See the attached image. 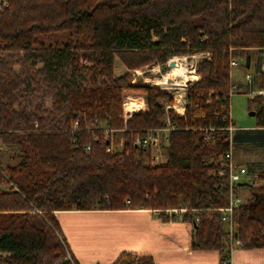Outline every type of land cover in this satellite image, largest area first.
I'll return each instance as SVG.
<instances>
[{
	"label": "trees",
	"instance_id": "trees-1",
	"mask_svg": "<svg viewBox=\"0 0 264 264\" xmlns=\"http://www.w3.org/2000/svg\"><path fill=\"white\" fill-rule=\"evenodd\" d=\"M251 48L264 49V0H7L0 9V143L16 147L19 162L6 178L0 163L2 263L70 264L54 212L129 208L162 221L182 210L192 248L217 251L229 264L231 239L221 221L228 189L214 161L229 148L230 61ZM198 53L209 58L184 90L183 116L167 112V144L158 150L164 163L152 165L151 147L134 139L165 126L174 90L134 83L130 71L156 65L166 73L168 59ZM116 60L124 72L115 71ZM259 82L264 88V72ZM128 93L143 95L147 110L124 120ZM248 104L264 128V94ZM205 127L214 128L209 140ZM115 138L120 149L107 151ZM240 190L250 197L234 212L235 239L244 249L264 248V187L241 182ZM113 264L153 262L124 254Z\"/></svg>",
	"mask_w": 264,
	"mask_h": 264
},
{
	"label": "crops",
	"instance_id": "crops-1",
	"mask_svg": "<svg viewBox=\"0 0 264 264\" xmlns=\"http://www.w3.org/2000/svg\"><path fill=\"white\" fill-rule=\"evenodd\" d=\"M245 52L244 56L234 58L239 64L232 66V69L239 70L235 71V76L231 70L230 77L234 83V92L247 91L252 98L262 89L259 81L264 49L251 48L246 49ZM252 58L255 60V70H251ZM138 70L140 69L134 71ZM239 74H243V79L236 81L235 78ZM191 77L195 78V82L198 80L195 73ZM142 97L130 96L133 102L123 105L124 120L130 118L133 113L147 110L145 99ZM140 98L144 101L142 106L136 103ZM182 101L180 105L179 100L174 97V103L165 106V124L169 122L167 113L169 110L174 111L177 116H183L184 96ZM137 106L140 107L139 110ZM126 107L129 108L128 112L125 111ZM178 108L180 110H177ZM249 116L254 117L250 112ZM229 120L234 126L233 159L246 167L250 173L259 175V182L262 183L264 181V128L256 126V123L238 126L230 112ZM239 147H250L258 154L249 155L250 158L246 154L242 163V159L235 151ZM255 157L263 160H256ZM161 162L164 163V160L161 159ZM54 216L74 264H113L124 254L150 257L153 264H221L219 252L192 248V229L188 223L181 220L162 221L157 213L151 210L129 208L114 211L66 210L56 211ZM229 264H264V248H235L230 253Z\"/></svg>",
	"mask_w": 264,
	"mask_h": 264
},
{
	"label": "rangeland",
	"instance_id": "rangeland-1",
	"mask_svg": "<svg viewBox=\"0 0 264 264\" xmlns=\"http://www.w3.org/2000/svg\"><path fill=\"white\" fill-rule=\"evenodd\" d=\"M193 55H195L194 58H192V55H190L188 57L174 56V58L173 57L170 58L169 59L170 61H175V66H174V68H171L167 65L168 68L166 70V73L164 72L165 74L162 73L160 68H158L156 65L151 66V67L146 66V67L138 70L137 72L134 70L130 71L131 81L134 83L143 82V83L149 84V85L154 86V87L165 88L167 90H174L173 91L174 97L177 100H179L178 104L181 105L183 103L182 100H183V96H184L185 86L187 87L192 82H195V78L191 77V75H193V73H195V66L200 61L209 58L208 53H198V54H193ZM234 58H236V57H234ZM80 61L82 63L86 62L85 59H81ZM116 63H117L116 67H115L116 72L121 73V72H124L126 70L125 67L119 62V60H116ZM241 63L242 62H240V64ZM254 64H255V60L252 58L251 70H253V69L255 70ZM191 69H194V72ZM241 69H242V67H241ZM15 70H18V67H15ZM238 70L239 69H236V68L232 69L234 76H235V71H238ZM166 74H167V76H166L167 78L165 79ZM242 76H243V74H239L235 78L236 81H240V79L242 80L243 79ZM161 84H162V86H156V85H161ZM260 87H262V86H260ZM262 89H264V88L262 87ZM134 95L135 94H131V93L126 94L124 96V99H123V105L126 102L132 103L133 101L130 99V96H134ZM140 96H143V95H140ZM142 98H140L136 101V103L139 106H142V102H144ZM249 99H250V92H247V91L245 93L234 92V93H231V95H230L229 112H230L232 119L234 120L235 124L238 126H246V125H252V124L256 123L255 116L254 117L249 116V112L251 111V110H249V104H248ZM46 103L48 106H51V102L49 100H47ZM139 108L137 110H139ZM177 110H180V108H178ZM119 139H116V138L113 139V143H112L113 150L120 149L121 141ZM163 145H165V144L160 143V145H157V147L154 148V151L156 154L159 155L158 150ZM242 148L243 147H239V149L235 150L236 154H238L240 159H242V163L244 160V156L246 154L248 157H249V155L252 156V154L255 156L258 154L256 150H253L250 147H246L243 149ZM255 159L256 160L257 159L263 160L262 158H256V157H255ZM18 162H19V158H18L17 148L12 147V146H6V145L1 143L0 144V163H1V169L4 173V175L8 177L7 169L9 167L16 166L18 164ZM256 185L258 187H264V181L262 183L257 182V183H255V186ZM10 187H11V185L4 186L2 188V190L8 191ZM237 195L240 196L245 203L250 197L247 190H246V192H244V190H240L239 192H237ZM6 256H7L6 254H0V264H3L1 259L6 257Z\"/></svg>",
	"mask_w": 264,
	"mask_h": 264
},
{
	"label": "built area",
	"instance_id": "built-area-1",
	"mask_svg": "<svg viewBox=\"0 0 264 264\" xmlns=\"http://www.w3.org/2000/svg\"><path fill=\"white\" fill-rule=\"evenodd\" d=\"M6 6H7V0H0V9ZM194 56L195 55H192V58H194ZM168 62H170L169 59L167 63ZM230 64L231 66H237L239 63L237 60L232 59L230 61ZM191 70L194 72V69H191ZM260 72H264V63L261 65ZM259 94H264V89L259 90ZM76 116L79 118L80 116H83V114L78 113L76 114ZM72 128L73 129L79 128V120L77 118L73 122ZM85 128L89 129L90 127L86 125ZM102 129H104V135L106 137L111 132V130H109L108 127H103ZM169 129H170V124L168 122L167 124H165L164 127L148 129L144 137L136 136L134 139V143L137 146H150L151 147L153 151L150 157H148V160L150 161L152 165L162 164L161 158L159 157L158 154L155 153L154 148H156L157 145H160V143L167 144ZM203 129H204L203 139L204 140L211 139L214 128L205 127ZM225 130H227L228 132L229 148L228 150L225 151V153L219 155L215 159L214 166L216 169L214 170V175H218L220 178H224L227 183L228 203H227V206L221 211V221L227 226V232L229 233V236L231 239V251H232L235 248H241V243L235 239L236 235H235L234 226H233V215H234L235 210L244 204V201L242 200V198L237 195L236 186L241 182L257 183L259 182V175L255 173H250L246 167L235 162V160L233 159V154H232V144H233L232 135L234 131V126L230 122V120L228 121V124L225 127ZM85 149L88 150L89 146H85ZM107 151H113V147L110 146L107 149ZM3 176L6 178L4 174ZM10 185L11 187L13 186L12 184ZM125 204L126 205L129 204V201L126 200ZM181 211L182 210L173 209L167 213H171L172 215L176 217V220H180L181 213H182ZM65 261H68L70 264H74L68 252H66Z\"/></svg>",
	"mask_w": 264,
	"mask_h": 264
},
{
	"label": "water",
	"instance_id": "water-1",
	"mask_svg": "<svg viewBox=\"0 0 264 264\" xmlns=\"http://www.w3.org/2000/svg\"><path fill=\"white\" fill-rule=\"evenodd\" d=\"M167 65H168L169 67H173V66L175 65V62H174V61H170V62L167 63ZM250 114H251V115H254V111L251 110V111H250Z\"/></svg>",
	"mask_w": 264,
	"mask_h": 264
},
{
	"label": "bare ground",
	"instance_id": "bare-ground-1",
	"mask_svg": "<svg viewBox=\"0 0 264 264\" xmlns=\"http://www.w3.org/2000/svg\"><path fill=\"white\" fill-rule=\"evenodd\" d=\"M174 66H175V65H174ZM174 66H173V67H171V68H174ZM166 76H167V74L165 75V79L167 78Z\"/></svg>",
	"mask_w": 264,
	"mask_h": 264
}]
</instances>
